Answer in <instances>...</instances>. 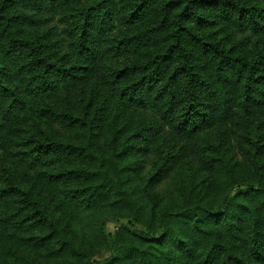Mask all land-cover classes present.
Returning a JSON list of instances; mask_svg holds the SVG:
<instances>
[{
  "label": "trees",
  "instance_id": "16d2710c",
  "mask_svg": "<svg viewBox=\"0 0 264 264\" xmlns=\"http://www.w3.org/2000/svg\"><path fill=\"white\" fill-rule=\"evenodd\" d=\"M133 110L171 140L252 118L264 125V0H0V152L44 169L39 182L67 209L120 205L145 228L122 224L110 257L91 264H264V142L254 181L231 180L217 204L148 218L136 176L152 149L138 142L145 129L129 133L122 115ZM26 125L38 133L17 140ZM174 167L166 159L145 192ZM8 174L0 223L11 220L36 249L64 248L39 182L21 189ZM10 203L35 210L14 220Z\"/></svg>",
  "mask_w": 264,
  "mask_h": 264
},
{
  "label": "rangeland",
  "instance_id": "374dc122",
  "mask_svg": "<svg viewBox=\"0 0 264 264\" xmlns=\"http://www.w3.org/2000/svg\"><path fill=\"white\" fill-rule=\"evenodd\" d=\"M107 79L108 77L105 78V81ZM101 83L107 85V82L101 81ZM98 93H102V89ZM79 96L80 94L76 98ZM130 113H132L131 116ZM122 116L124 119L130 120V134L145 129L138 142L150 144L152 149L151 155L147 157L146 165L136 176L142 201L148 210V218H151V215H156V211L166 206L193 205L201 200L217 204L229 190L231 180L249 179L254 181L256 179L254 175L257 174V170L253 165L254 159H257L258 144L264 142L262 121L259 122L252 118L247 124L238 122V125L231 123L220 125L183 141L180 139L171 140L166 129L155 134L151 129L157 126V122L155 117L149 113L133 110L129 113L128 111L124 112ZM20 129L17 135V140L20 141L31 134L38 133L37 128L33 126L26 125ZM260 152L259 164L264 166V149H260ZM17 159L19 158L15 155L0 152L1 187L2 184L7 183L9 172L17 184L22 185L21 189L34 186L37 181L39 182L40 173L44 169L32 170L26 163L23 164ZM166 159H173L174 169L160 179L155 187L150 188L149 192H145L148 180L162 170L161 167ZM224 163L233 166L229 173L223 168ZM61 168V164H58L55 172ZM262 173L264 174V167ZM38 184L44 191L45 208L48 215L56 221L58 229L60 228L62 231L64 238L59 241L61 245L65 246L60 248V244H54L36 249L33 244L26 245L21 241L22 233L13 232L15 227L11 228L10 220L7 228L0 223V248L3 251L0 255V264H91L103 262L110 257L109 246L112 243L110 240L119 234L122 224L145 229L133 219L129 210L121 208L120 205L105 204L97 210L83 209L79 206L67 209L69 206L66 205L57 190L52 188L47 190L43 182ZM9 209L12 211V219L19 220L20 214L33 213L35 206L30 205L27 209L28 212L22 211L20 205L10 203ZM4 213H7L6 210L0 208V218H3ZM101 229L105 230L106 236H102ZM38 233L34 235L38 236ZM47 233L48 231L42 230L39 236Z\"/></svg>",
  "mask_w": 264,
  "mask_h": 264
}]
</instances>
